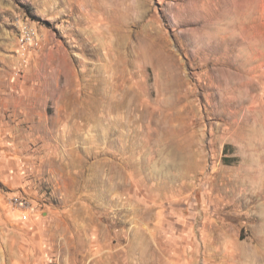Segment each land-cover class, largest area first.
<instances>
[{
  "label": "rangeland",
  "instance_id": "obj_1",
  "mask_svg": "<svg viewBox=\"0 0 264 264\" xmlns=\"http://www.w3.org/2000/svg\"><path fill=\"white\" fill-rule=\"evenodd\" d=\"M0 264H264V0H0Z\"/></svg>",
  "mask_w": 264,
  "mask_h": 264
},
{
  "label": "built area",
  "instance_id": "obj_2",
  "mask_svg": "<svg viewBox=\"0 0 264 264\" xmlns=\"http://www.w3.org/2000/svg\"><path fill=\"white\" fill-rule=\"evenodd\" d=\"M19 30L22 31V38H18L19 47L23 57H28L34 50L40 47V39L37 32L30 31L28 21H22ZM10 203L21 213L20 220L27 222L30 220V214L33 209L31 200L26 195H12Z\"/></svg>",
  "mask_w": 264,
  "mask_h": 264
},
{
  "label": "bare ground",
  "instance_id": "obj_3",
  "mask_svg": "<svg viewBox=\"0 0 264 264\" xmlns=\"http://www.w3.org/2000/svg\"><path fill=\"white\" fill-rule=\"evenodd\" d=\"M231 3H232V5H235V0H231ZM228 18H229L228 21L221 23V25L223 24V25L227 26L229 28V30H230V33L233 34L235 32V29L238 27L237 26V20H236L235 15L234 16H231L230 15ZM31 24L32 23H30L28 21V28H30V31L37 32V29L33 25H31ZM37 35H38V32H37ZM20 38H22V31L21 30H20Z\"/></svg>",
  "mask_w": 264,
  "mask_h": 264
},
{
  "label": "crops",
  "instance_id": "obj_4",
  "mask_svg": "<svg viewBox=\"0 0 264 264\" xmlns=\"http://www.w3.org/2000/svg\"><path fill=\"white\" fill-rule=\"evenodd\" d=\"M10 196V195H9ZM10 198V197H9Z\"/></svg>",
  "mask_w": 264,
  "mask_h": 264
}]
</instances>
